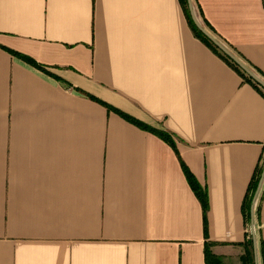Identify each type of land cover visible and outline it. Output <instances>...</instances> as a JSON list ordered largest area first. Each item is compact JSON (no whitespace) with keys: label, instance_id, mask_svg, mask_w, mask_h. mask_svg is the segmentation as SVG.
Returning a JSON list of instances; mask_svg holds the SVG:
<instances>
[{"label":"crops","instance_id":"crops-1","mask_svg":"<svg viewBox=\"0 0 264 264\" xmlns=\"http://www.w3.org/2000/svg\"><path fill=\"white\" fill-rule=\"evenodd\" d=\"M192 4L264 74V0ZM262 165L264 95L179 0H0V264H242Z\"/></svg>","mask_w":264,"mask_h":264},{"label":"trees","instance_id":"trees-1","mask_svg":"<svg viewBox=\"0 0 264 264\" xmlns=\"http://www.w3.org/2000/svg\"><path fill=\"white\" fill-rule=\"evenodd\" d=\"M179 1H180L181 5H182L183 12H184V15L186 17L187 23H188L191 31L195 35V37H197L199 40H201L214 53H216L220 58H222L233 70H235L239 74V76H241L243 81L251 84L259 92H261L262 95H264V87H262L258 82H256L252 78H250L240 68V66L236 62H234L229 56L224 54L198 28V26L194 23V21L192 19V16H191V13H190V10H189V6H188V0H179ZM200 25L205 30L209 31L211 34L213 33L212 28L210 27V25L208 24V22L205 19H201ZM216 39L220 42V40L218 38H216ZM225 47L227 49H229V51L234 56H236L241 62H243L249 69H251L255 74H257L261 80H264V74H262V72L259 69H257L251 63H249L240 53H238L231 46H225ZM12 53H14V52H12ZM30 62L33 63L34 65H36L35 62H32L31 60H30ZM120 114L123 117L127 118L128 120L134 122L138 126L144 127V128H148L147 126H144L143 124L139 123L138 121H135L134 119L129 118L125 114H122V113H120ZM151 131H153L155 134L159 135L165 142H167L173 149L176 150L175 142L173 141L172 137L167 132L158 131V130H155V129H151ZM183 169H184V172H185V175L187 177V180H188L189 184L191 185L192 189L194 190L195 194L197 195L198 199L201 202L202 209H203V215L205 217V214H206V211H207V207H208L207 194H206L205 190L200 188V186L198 185V183H197L196 179L194 178V176L191 174V172H189V170L184 165H183ZM262 170H264V165L260 166L256 170L255 175L253 176V178L251 179V181L249 183V186H248V189H247V192H246V195L244 197L243 204H242L244 220H245L246 225H248L249 227H250V223H251V220H252V202H253V198H254L255 192L257 190V187H258V183H259V180H260V177H261V174H262ZM262 194H264V190L260 191V196H259L258 201L256 202V204L254 206V219L255 220L259 219V209H260L259 201L261 199ZM210 247H211V243L206 241L205 242V249H204L206 264H221L220 257H218L217 255L213 254L212 251L210 250ZM243 247H244L245 251H244V254L242 256V264H252L254 258H253V240H252L251 235H249V238L247 239V241H245V243L243 244ZM259 256L261 258V264H264V240H261V239L259 240Z\"/></svg>","mask_w":264,"mask_h":264},{"label":"water","instance_id":"water-1","mask_svg":"<svg viewBox=\"0 0 264 264\" xmlns=\"http://www.w3.org/2000/svg\"><path fill=\"white\" fill-rule=\"evenodd\" d=\"M189 10L192 16L194 23L198 26V28L227 56H229L234 62H236L240 68L253 80L258 82L262 87H264V80H261L257 74H255L251 69H249L243 62H241L236 56H234L221 42H219L215 37H213L209 32H207L198 22V19L195 15L192 0H188ZM262 184H264V170H262V174L258 183L257 190L255 192L253 202H252V220L250 223V235L253 240V258L255 264L258 261V244H257V237H256V227H255V220H254V206L256 200L258 198L259 192L261 190Z\"/></svg>","mask_w":264,"mask_h":264},{"label":"rangeland","instance_id":"rangeland-1","mask_svg":"<svg viewBox=\"0 0 264 264\" xmlns=\"http://www.w3.org/2000/svg\"><path fill=\"white\" fill-rule=\"evenodd\" d=\"M255 227H256V223H255ZM252 264H255L254 259H253V263ZM257 264H261L260 257H259V251H258V261H257Z\"/></svg>","mask_w":264,"mask_h":264},{"label":"built area","instance_id":"built-area-1","mask_svg":"<svg viewBox=\"0 0 264 264\" xmlns=\"http://www.w3.org/2000/svg\"><path fill=\"white\" fill-rule=\"evenodd\" d=\"M247 232L250 234V228L247 229Z\"/></svg>","mask_w":264,"mask_h":264}]
</instances>
